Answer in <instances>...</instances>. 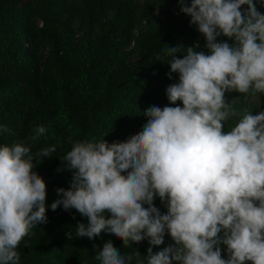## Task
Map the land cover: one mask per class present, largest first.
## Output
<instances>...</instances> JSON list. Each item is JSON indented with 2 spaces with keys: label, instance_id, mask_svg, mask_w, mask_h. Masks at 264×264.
I'll return each instance as SVG.
<instances>
[{
  "label": "clouds",
  "instance_id": "1",
  "mask_svg": "<svg viewBox=\"0 0 264 264\" xmlns=\"http://www.w3.org/2000/svg\"><path fill=\"white\" fill-rule=\"evenodd\" d=\"M178 2L209 53L196 51L198 43L164 50L169 78L179 74L166 96L182 107L150 106L142 130L123 142L73 143L61 158L74 170L72 181L57 189L51 209H75L88 219L78 223L77 237L106 232L123 247L145 238L160 246L166 233L174 241L155 253L149 247L141 259L139 251L123 254L109 240L96 252L99 264H264V111L253 115L234 107L239 98L225 99L231 92L264 94V14L253 0ZM221 35L233 42H217ZM233 117L240 118L225 131ZM5 132L11 134L0 125ZM45 132L38 126L29 139ZM55 151L44 147L34 156L30 145L0 146V264H19L21 241L47 223L46 183L33 161ZM157 196L166 214L154 206ZM66 237L74 238L71 231Z\"/></svg>",
  "mask_w": 264,
  "mask_h": 264
},
{
  "label": "trees",
  "instance_id": "2",
  "mask_svg": "<svg viewBox=\"0 0 264 264\" xmlns=\"http://www.w3.org/2000/svg\"><path fill=\"white\" fill-rule=\"evenodd\" d=\"M253 4L264 14V0ZM247 8L242 5L241 11ZM190 20L178 0H0V125L11 130L0 133V146L30 145L34 156L41 148L56 147L52 157L33 161V170L46 178L47 223H38L21 241L19 264H99L96 252L109 240L121 253L137 250L145 259L149 247L155 253L174 243L167 233L160 246L145 238L123 247L106 232L94 239L77 237L78 223L87 225L88 219L62 206L53 211L51 204L60 198L57 189L70 187L74 170L61 158L73 143L123 142L142 130L150 106L182 107L166 96L179 74L169 78L171 58L164 50L198 43L196 51L209 54ZM221 41L233 42L223 35L217 37ZM176 55L183 58L182 52ZM234 98H239L238 110L264 111V94H225L229 103ZM239 118H230L224 130ZM38 126L45 134L30 140ZM154 206L167 213L158 196ZM69 231L73 239L66 237ZM219 247L227 259L226 246Z\"/></svg>",
  "mask_w": 264,
  "mask_h": 264
},
{
  "label": "water",
  "instance_id": "3",
  "mask_svg": "<svg viewBox=\"0 0 264 264\" xmlns=\"http://www.w3.org/2000/svg\"><path fill=\"white\" fill-rule=\"evenodd\" d=\"M56 177V174H54L51 179L53 180ZM43 179H46L45 177H42Z\"/></svg>",
  "mask_w": 264,
  "mask_h": 264
}]
</instances>
